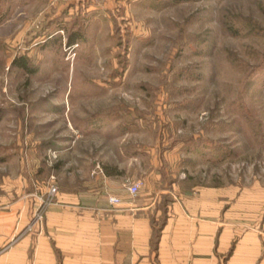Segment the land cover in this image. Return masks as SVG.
I'll return each mask as SVG.
<instances>
[{
	"label": "rangeland",
	"instance_id": "1",
	"mask_svg": "<svg viewBox=\"0 0 264 264\" xmlns=\"http://www.w3.org/2000/svg\"><path fill=\"white\" fill-rule=\"evenodd\" d=\"M106 171L264 195V0H0V212Z\"/></svg>",
	"mask_w": 264,
	"mask_h": 264
},
{
	"label": "crops",
	"instance_id": "2",
	"mask_svg": "<svg viewBox=\"0 0 264 264\" xmlns=\"http://www.w3.org/2000/svg\"><path fill=\"white\" fill-rule=\"evenodd\" d=\"M100 174L61 193L40 226L27 229L30 211L0 212V264H264V195L225 206L220 186L179 180L132 198L131 181Z\"/></svg>",
	"mask_w": 264,
	"mask_h": 264
},
{
	"label": "built area",
	"instance_id": "3",
	"mask_svg": "<svg viewBox=\"0 0 264 264\" xmlns=\"http://www.w3.org/2000/svg\"><path fill=\"white\" fill-rule=\"evenodd\" d=\"M96 2H103L104 0H95ZM125 188L128 192V194L132 197L135 198L137 197L139 190L141 188V184L138 182L132 183V182H127L125 185ZM57 195V188L54 185H50L49 187V196L50 198H54ZM108 203L111 206L118 207L121 205V200L117 197L111 196L108 198ZM52 202L44 203L41 204L40 207L33 213L31 222L28 226L27 229H31L35 226H40V224L43 221L44 214L46 210L52 205Z\"/></svg>",
	"mask_w": 264,
	"mask_h": 264
},
{
	"label": "trees",
	"instance_id": "4",
	"mask_svg": "<svg viewBox=\"0 0 264 264\" xmlns=\"http://www.w3.org/2000/svg\"><path fill=\"white\" fill-rule=\"evenodd\" d=\"M174 2L176 3H179V2H186V1H195V0H173ZM74 41L73 37L70 35L69 38H68V43H72ZM21 59V58H20ZM15 65L18 64V67L20 68H25V63L23 62V60H16L15 62H13ZM105 175L107 176H114V173L113 172H105Z\"/></svg>",
	"mask_w": 264,
	"mask_h": 264
}]
</instances>
